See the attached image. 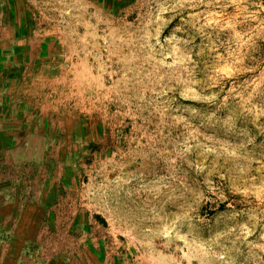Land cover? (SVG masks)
Here are the masks:
<instances>
[{
	"label": "rangeland",
	"instance_id": "374dc122",
	"mask_svg": "<svg viewBox=\"0 0 264 264\" xmlns=\"http://www.w3.org/2000/svg\"><path fill=\"white\" fill-rule=\"evenodd\" d=\"M0 216V264H264V0H0Z\"/></svg>",
	"mask_w": 264,
	"mask_h": 264
},
{
	"label": "crops",
	"instance_id": "0c3cea01",
	"mask_svg": "<svg viewBox=\"0 0 264 264\" xmlns=\"http://www.w3.org/2000/svg\"><path fill=\"white\" fill-rule=\"evenodd\" d=\"M32 206L34 207V203H32ZM0 218H1V216H0ZM12 218H14V216L13 217H12V215H9L8 216V219H12ZM16 219H18V218L16 217ZM32 219H40V218L39 217H36V218L35 217H32ZM17 223H19V222H17ZM12 236H13L12 238H14V241H15L14 243L17 244L16 241H18V242L19 241H22V243H19L21 247L25 246L26 241L30 240V238H31L30 235L23 236V234H21V233H19L17 231V228H15L14 231L12 232ZM16 247H18V246H16ZM47 264H68V263L64 259H57V260H53L51 262H48Z\"/></svg>",
	"mask_w": 264,
	"mask_h": 264
}]
</instances>
